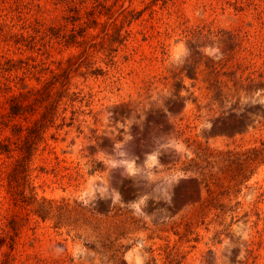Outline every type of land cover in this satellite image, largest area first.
Here are the masks:
<instances>
[{"label":"rangeland","instance_id":"obj_1","mask_svg":"<svg viewBox=\"0 0 264 264\" xmlns=\"http://www.w3.org/2000/svg\"><path fill=\"white\" fill-rule=\"evenodd\" d=\"M121 5L142 12L122 30L132 31L126 46L113 53L114 63L96 52L101 75L87 74L86 62L75 59L71 83L85 95L84 113L51 128L31 165L38 198L63 208L41 218L12 200L0 177V264L8 252L12 264H264V161L239 186L224 174L215 192L203 175L217 170L210 167L220 151L263 147L264 84L240 89L253 122L234 136L213 132L221 108L207 86L213 67L229 69L234 91L244 68L238 63L254 65L244 76L256 70L264 80V0H118L114 10ZM8 6L0 0V37L9 29L2 30ZM220 30L238 45L215 36ZM79 52L53 49L49 61ZM232 91L226 88V100ZM0 106H7L1 94ZM168 136L176 138L173 157ZM15 215L22 222L11 251L2 227Z\"/></svg>","mask_w":264,"mask_h":264},{"label":"trees","instance_id":"obj_2","mask_svg":"<svg viewBox=\"0 0 264 264\" xmlns=\"http://www.w3.org/2000/svg\"><path fill=\"white\" fill-rule=\"evenodd\" d=\"M2 2L9 4L4 9H8L10 23H2L3 31L5 27L9 29L0 37V42H4L6 48L4 51L0 47V94L7 104L4 109L0 106V156L5 157L0 166V177L15 203H22L41 218H47L52 210H61L63 207L54 208L45 197L38 198L31 175V165L39 151L46 149L47 133L51 128L73 124L79 115L84 113L81 107L85 95H82L81 90L73 89L71 83L72 73L77 70L74 61L81 59V62H86L87 74H103L102 68L95 67L96 61L93 58L96 52H104L105 58L114 63L113 53L121 46H126L132 34L131 30H126L123 35V28L138 20L142 12L128 10L123 8V5L120 11H116L113 7L118 0L112 3L110 0H47L54 8L41 0ZM57 10L58 14L46 17L47 12L54 13ZM103 16L106 17L105 20H102ZM223 34H227L234 47L238 45L235 35L231 32L220 30L215 36ZM116 43L118 46H115ZM72 47L80 48V52L66 60L49 61L53 49L63 51ZM11 48L15 49L13 54L8 52ZM24 53L29 54L23 56ZM14 54L20 56L15 57ZM229 55L233 57L230 53L226 54L228 57ZM54 63H57L56 67H53ZM237 65V70L244 68L234 81V91L228 86L230 79L227 77L236 71L229 69L223 70L222 73L213 67L215 77L207 86L209 93H213L221 108V114L213 121L212 126L216 134L234 136L245 132L253 122L254 109L241 106L239 92L242 88L247 92L263 85V73L254 76L257 71L253 70L244 76L246 70L254 65ZM225 66L226 64L222 65V68ZM220 73L222 75L218 76ZM222 76L227 79L220 78ZM33 78L36 83L29 81ZM226 88L232 91L228 100L224 98ZM68 111L72 114L71 122L66 123ZM58 119H61L62 123L56 124ZM51 137L56 138L55 134H51ZM262 145L261 148H251L244 152H218L215 159L217 165L210 167H217V170L203 172L210 192H215L214 188L225 186L224 174L229 175L235 186L249 180L254 170L251 166L264 161V141ZM99 168L102 169V165ZM95 170H98V167ZM230 185L227 187L230 188ZM21 222L22 218L15 215L7 227H2V234L8 237L11 251L17 245ZM5 255L1 264H12L15 256L11 252Z\"/></svg>","mask_w":264,"mask_h":264},{"label":"water","instance_id":"obj_3","mask_svg":"<svg viewBox=\"0 0 264 264\" xmlns=\"http://www.w3.org/2000/svg\"><path fill=\"white\" fill-rule=\"evenodd\" d=\"M163 140L168 145L167 148H168L170 156L172 157L175 156L176 149L174 147V144L176 143V138L174 136H168V137H165Z\"/></svg>","mask_w":264,"mask_h":264}]
</instances>
